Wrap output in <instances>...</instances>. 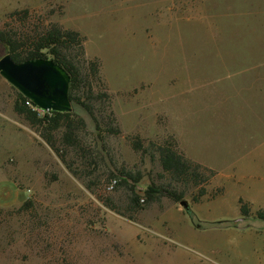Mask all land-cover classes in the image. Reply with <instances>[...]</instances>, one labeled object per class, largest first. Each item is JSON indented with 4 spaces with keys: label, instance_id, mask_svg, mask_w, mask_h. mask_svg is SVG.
Returning <instances> with one entry per match:
<instances>
[{
    "label": "rangeland",
    "instance_id": "374dc122",
    "mask_svg": "<svg viewBox=\"0 0 264 264\" xmlns=\"http://www.w3.org/2000/svg\"><path fill=\"white\" fill-rule=\"evenodd\" d=\"M53 28L78 35L61 51L83 108L73 145L51 132L57 153L0 76V264H150V239L186 264H264L263 236L210 226L241 218L239 200L264 209V0H0L19 53ZM165 143L214 172L200 202L163 171ZM253 214L234 224L264 229Z\"/></svg>",
    "mask_w": 264,
    "mask_h": 264
},
{
    "label": "trees",
    "instance_id": "16d2710c",
    "mask_svg": "<svg viewBox=\"0 0 264 264\" xmlns=\"http://www.w3.org/2000/svg\"><path fill=\"white\" fill-rule=\"evenodd\" d=\"M76 38L78 39V35L74 32L61 31L60 29L53 28L47 30L39 38V42H37L35 48L27 52L19 53L17 51V47L13 46L12 41L8 39L2 32H0V43L7 47L9 55L14 62L20 63L27 60L45 59L42 50L50 47V53L53 55V62L61 66L70 77L69 99L71 103H74V105H72V112L58 113L49 111L45 113L43 117H39L38 114L26 104L28 100L21 95L20 100L15 102L13 106V111L17 115L22 116L30 125H40L44 128V132L46 134H42V138L57 153L59 150L55 148L52 142L51 132L64 127L66 130L62 135V139L66 145H73L75 143L73 136V118L77 116L78 112L82 110L81 108H83V104H81L74 96V92L77 89L80 79L79 70L73 63L66 61L65 55H62L61 51L67 41H76ZM97 66L98 65L96 62H89V69L94 75L98 74ZM133 148L135 150H141L142 145L139 141H137L133 144ZM158 152L160 155V163L163 171L169 174L173 180L186 184L191 183L196 187H199L192 200L194 203L200 202V200L207 195V190L203 188L202 185H207L209 183L210 179L214 177V172L187 159L185 155L177 149L176 145L173 147L165 143L163 146L159 147ZM200 171H203V173H206V175H203ZM124 178L125 180L131 179L130 175L128 174L124 175ZM161 193H163V190L160 189L149 188L147 190L148 196ZM168 195L174 202H179L182 197L180 194L177 195L172 192H169ZM133 202L134 204H137V198H134ZM239 205L241 218L249 219L252 216V213L248 203L239 200ZM185 213L191 220H194V214L190 209L185 210ZM253 218L256 221L264 223V209H258L255 211ZM210 226L230 227L226 223L218 224L216 222L210 223ZM200 227L202 228L201 225L199 228Z\"/></svg>",
    "mask_w": 264,
    "mask_h": 264
},
{
    "label": "water",
    "instance_id": "95a60500",
    "mask_svg": "<svg viewBox=\"0 0 264 264\" xmlns=\"http://www.w3.org/2000/svg\"><path fill=\"white\" fill-rule=\"evenodd\" d=\"M0 76L27 99L33 107L58 113L72 112V103L69 99L70 77L53 60L35 59L16 63L6 52V47L0 43ZM178 204L183 210L189 209L186 200H180ZM245 220L247 219L239 218L234 221H216V223H226L233 228H240L234 223ZM248 227L250 225L245 228Z\"/></svg>",
    "mask_w": 264,
    "mask_h": 264
},
{
    "label": "crops",
    "instance_id": "0c3cea01",
    "mask_svg": "<svg viewBox=\"0 0 264 264\" xmlns=\"http://www.w3.org/2000/svg\"><path fill=\"white\" fill-rule=\"evenodd\" d=\"M205 167H207V166H205ZM252 212L254 213L255 210H251V213ZM260 227H262V225H260L258 227L256 226L255 228L249 227V228H242V229L241 228H234V229L235 230H241V231H247L248 230V232L253 236V238L254 237H260V236H263V238H264V229H259ZM254 239H256V238H254ZM183 241H188V240L186 239ZM160 242L161 241L156 240V239H150L149 242L144 243L145 245H148V248L150 251V254L148 255L149 259H150V264H186V262H188L189 256L183 257L186 259V261H185V259L183 260L173 249H171L168 246V244H165L164 242H161V244L164 247H161V248L155 247ZM185 244H186V242H185ZM153 245H154V247H153ZM165 245H167V246H165ZM186 245H188V244H186ZM204 255H206V254H204ZM205 258L209 259L210 261L214 262L215 264H242L239 260H234V262H233L232 259L225 258V257H223L221 259L220 257H208V256H206Z\"/></svg>",
    "mask_w": 264,
    "mask_h": 264
},
{
    "label": "built area",
    "instance_id": "2783aa9c",
    "mask_svg": "<svg viewBox=\"0 0 264 264\" xmlns=\"http://www.w3.org/2000/svg\"><path fill=\"white\" fill-rule=\"evenodd\" d=\"M26 104L29 107H31V109L33 111H35L38 114L39 117H43L45 115V113L49 112V111H43V110H41V109H39L37 107H33L29 101L26 102ZM115 184H116V181L115 180L111 181L110 184H109V186H108V189L111 190Z\"/></svg>",
    "mask_w": 264,
    "mask_h": 264
}]
</instances>
